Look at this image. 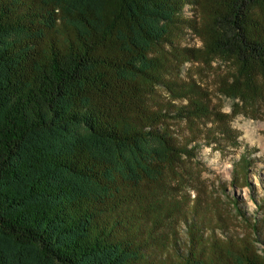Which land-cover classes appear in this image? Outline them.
I'll list each match as a JSON object with an SVG mask.
<instances>
[{
	"label": "trees",
	"instance_id": "16d2710c",
	"mask_svg": "<svg viewBox=\"0 0 264 264\" xmlns=\"http://www.w3.org/2000/svg\"><path fill=\"white\" fill-rule=\"evenodd\" d=\"M200 56L260 94L264 0H0V264H264V213L238 237L198 210L174 128L222 117L179 79Z\"/></svg>",
	"mask_w": 264,
	"mask_h": 264
},
{
	"label": "rangeland",
	"instance_id": "374dc122",
	"mask_svg": "<svg viewBox=\"0 0 264 264\" xmlns=\"http://www.w3.org/2000/svg\"><path fill=\"white\" fill-rule=\"evenodd\" d=\"M184 13L193 19L197 28L201 27L202 15L198 9L186 6ZM180 46L201 49L202 40L185 30ZM179 73V79L194 83L206 97L210 110L222 116L220 121L212 116L204 118L196 127L198 132L193 131V134L183 123L180 129L174 128L183 141L198 137L189 146L194 147L190 151V166L203 181L204 188L198 194V210L212 221L220 214L219 220L225 222L223 227L228 230L226 233L241 237L250 228L249 221L254 217L261 219L264 213V90L252 99L232 96L229 89L235 83L236 68L231 60L219 56L191 59L180 67ZM241 85L245 87L243 81ZM222 126L227 130L224 134ZM196 199L197 195L190 192V200L195 202ZM231 199L237 201L245 220L236 216ZM179 238L186 240L183 224ZM255 238L259 239L257 247L261 249V238Z\"/></svg>",
	"mask_w": 264,
	"mask_h": 264
}]
</instances>
